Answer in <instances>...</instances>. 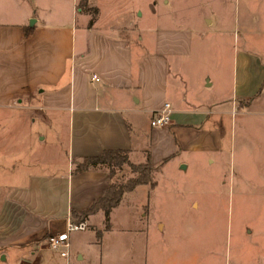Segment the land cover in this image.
<instances>
[{
  "label": "crops",
  "instance_id": "1",
  "mask_svg": "<svg viewBox=\"0 0 264 264\" xmlns=\"http://www.w3.org/2000/svg\"><path fill=\"white\" fill-rule=\"evenodd\" d=\"M9 1L0 4L7 9ZM12 1L19 4L16 12H0L2 246L40 245L63 231L70 211L100 196L110 182L106 168L72 173L73 161L125 150L137 163L148 155L157 173L166 167L180 173L198 152L218 158L223 137L214 122L230 112L216 109L250 97L264 81L263 66L241 51L232 59L225 98L207 100L199 93L208 88L202 79L194 88L189 84L182 65L202 39V23H216L212 31L220 32L214 12L211 19L203 14L197 29L192 21L198 16L189 18L174 0H125L129 9L111 20L107 7L119 0H88L95 19L77 8V0ZM130 11L134 22L124 18ZM245 12L244 1L235 5L234 20L244 25ZM124 26L127 36L116 31ZM163 102L170 105L168 121L151 127ZM133 199L122 196L109 214L119 207L130 213ZM97 215L103 214L96 211L84 221ZM69 241L70 264H80L83 255ZM37 249L38 264H64L48 249Z\"/></svg>",
  "mask_w": 264,
  "mask_h": 264
},
{
  "label": "rangeland",
  "instance_id": "2",
  "mask_svg": "<svg viewBox=\"0 0 264 264\" xmlns=\"http://www.w3.org/2000/svg\"><path fill=\"white\" fill-rule=\"evenodd\" d=\"M102 1V5L109 3ZM160 1L156 0L158 5ZM243 1L249 14L245 12L247 18L241 25L240 19L239 23L234 20L233 10ZM174 2L189 18L198 16L192 21L197 29L203 14L209 19L213 12L220 15V32L212 31L216 23H202V39L182 65L193 88L200 79L208 85L199 91L208 94L207 100L228 95L236 53L249 52L252 61L264 68V0ZM128 4L125 0L111 3L108 19L122 16ZM18 8L12 0L7 3L12 14ZM7 9L0 4V12ZM89 16L97 17V12ZM124 18L136 21L132 11ZM116 31L128 34L125 26ZM227 110L228 115L214 122L223 137L218 158L198 152L186 158L188 166L180 173L166 167L161 173L146 174L152 184L137 185L122 194L134 197L130 213L119 207L109 214L107 226L104 216L97 215L86 220L85 230L70 232L69 240L83 255L80 264H264V83L250 97L221 103L216 109L219 114ZM111 168L112 183H125L137 175L128 164ZM40 246L57 255L45 241L0 245V264H38ZM70 253L69 247L67 264ZM71 260L75 261V254Z\"/></svg>",
  "mask_w": 264,
  "mask_h": 264
},
{
  "label": "trees",
  "instance_id": "3",
  "mask_svg": "<svg viewBox=\"0 0 264 264\" xmlns=\"http://www.w3.org/2000/svg\"><path fill=\"white\" fill-rule=\"evenodd\" d=\"M87 2L88 0H77L76 6L80 9V11L95 14L96 9L87 7ZM121 164H128L131 166L132 171H136L137 175L133 178H129L125 183L109 182L108 186L102 191L100 196L92 200L88 206L79 212L70 211V217L73 222L83 221L96 211H101L107 226L109 212L118 204L122 198V194L137 185L145 183L152 184V178L150 179L147 175H151L153 172L158 170V167L150 164L148 155L142 163L137 165L129 163L127 160V152L125 150H105L98 156L73 161L72 173L96 168L97 165H103L107 170L109 179H111L113 174L111 167H119Z\"/></svg>",
  "mask_w": 264,
  "mask_h": 264
},
{
  "label": "built area",
  "instance_id": "4",
  "mask_svg": "<svg viewBox=\"0 0 264 264\" xmlns=\"http://www.w3.org/2000/svg\"><path fill=\"white\" fill-rule=\"evenodd\" d=\"M91 79H96L95 76H91ZM170 105L167 102H163L160 108L155 110L151 116L149 124L151 127H161L163 126L169 118L170 114ZM86 228V222L79 221L76 223H72L67 219L64 229L62 232L57 234H50L45 237L44 241L48 245V247L53 250L58 257L62 258L67 264L69 258V234L72 231H83Z\"/></svg>",
  "mask_w": 264,
  "mask_h": 264
},
{
  "label": "water",
  "instance_id": "5",
  "mask_svg": "<svg viewBox=\"0 0 264 264\" xmlns=\"http://www.w3.org/2000/svg\"><path fill=\"white\" fill-rule=\"evenodd\" d=\"M32 21H33L32 19H31V20H29V23H32Z\"/></svg>",
  "mask_w": 264,
  "mask_h": 264
}]
</instances>
